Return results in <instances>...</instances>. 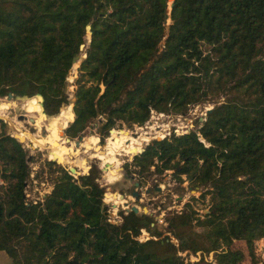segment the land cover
I'll list each match as a JSON object with an SVG mask.
<instances>
[{
  "label": "trees",
  "instance_id": "trees-1",
  "mask_svg": "<svg viewBox=\"0 0 264 264\" xmlns=\"http://www.w3.org/2000/svg\"><path fill=\"white\" fill-rule=\"evenodd\" d=\"M168 2L0 0V99L39 94L47 116L67 104L91 27L64 131L71 140L98 118L102 130L130 128L151 111L185 114L227 97L195 131L153 140L125 164L128 176L173 171L209 197L202 217L189 203L168 216L164 237L143 213L109 222L94 166L74 178L47 162L52 189L27 202V153L0 120V252L10 264H264L255 252L264 238V0H173L169 16ZM141 230L151 238L139 242Z\"/></svg>",
  "mask_w": 264,
  "mask_h": 264
},
{
  "label": "rangeland",
  "instance_id": "rangeland-1",
  "mask_svg": "<svg viewBox=\"0 0 264 264\" xmlns=\"http://www.w3.org/2000/svg\"><path fill=\"white\" fill-rule=\"evenodd\" d=\"M168 1L169 6L172 0ZM169 22L170 21L168 20L167 24H169ZM77 64L78 63H76L73 70L69 73V80L71 82L76 76L75 69ZM73 83L74 82L69 84L68 95L70 101L74 100L73 93L75 87L73 86ZM226 98V96H222L211 102L191 105L185 114L161 113L164 116H159V113L154 111V114L150 113V117L146 123L141 126L134 125L130 128L125 124H117L109 131L102 130L105 120L103 118H98L81 132L78 138L71 140L67 149V151L73 156L70 160L59 156L54 149L52 150L49 146H46L43 149L33 150L31 144L25 139L22 146L27 153V163L30 173L24 191L26 201L30 203L42 202L44 195L51 191L52 185L48 176L49 171L46 166L47 162L55 161L58 166L67 170L74 178L87 173L90 168L94 166L101 173L98 181L101 187H104L105 189L104 194L109 192L112 194L115 193L117 196L123 195L124 199L128 201L129 207H137L139 209V214L143 213L154 219L158 231L163 234L162 237L170 235L165 232L167 228L166 219L168 216L180 214L184 209L185 204L189 203L202 217V215L205 214V211H208L209 209V197H206L204 200L198 199L203 189H190L188 185L189 182L186 178L182 177L181 182L177 181L173 177V171H166L163 174H157L154 173V168H151L148 172L141 174L136 173L128 176L125 164L131 165L133 157L138 154L139 151L144 149L146 145L150 144L153 140L160 141L161 139L159 138L163 135H165V138H169L174 130L182 131L183 129L188 132L195 131L198 127V123H201L199 119L205 118L204 114L206 110L223 103ZM30 99L17 98L15 96H13L10 101L6 100V98L0 99V108L5 104H16V107H12L4 113V116H0V120L6 125V133L13 137L17 135L13 128V126H16L21 132L28 133L35 138H38L47 136L48 132L53 129H58L61 138H68L65 135V132L63 134V130L64 128H67L68 123L73 119V105L69 102L65 105V107H67L65 112L61 113L63 105L58 110L56 116H47L44 113V110H42L41 99L36 103L35 107L25 108L23 104ZM69 108H71L70 115L68 114ZM39 122L41 123V126ZM155 127H159V130L151 129ZM123 130L129 132L128 137L130 138L141 139L142 136L140 137V135L145 133H149L152 137L148 142L141 143V149L130 150L128 151V154H125L123 153L125 152L124 149L131 147L129 140H125L124 144L120 147H114L119 138H126L125 135L118 133ZM157 132L161 133L158 137ZM154 137L155 139H153ZM51 138V136H47V140H51ZM76 142H79V146L76 145ZM107 145H110L115 156L112 157L111 155L103 154L102 149ZM80 162L82 164L81 167L79 166ZM103 164L108 166V175ZM73 166L77 168H73ZM129 170L133 171L134 169L129 167ZM104 179H106L108 183H106ZM130 192H135L138 195L137 201ZM113 198H115V196H113ZM191 198H195L196 200L193 201ZM122 201L120 199H115L110 203H106L105 197H103L102 202L107 208L108 218L112 222L121 221L119 212L126 213L124 207L113 206L115 205L114 202L120 203ZM148 238L150 239L151 236L145 230H143V232L141 231L138 236V239L141 241H145ZM170 238L172 243L177 246V241L171 236ZM255 252L260 259H264V238L256 242ZM179 255L184 257L187 262H198L201 257L200 254L187 257L186 253H179ZM212 259L213 257L210 254L207 260L212 261ZM10 263V258L4 252H0V264Z\"/></svg>",
  "mask_w": 264,
  "mask_h": 264
},
{
  "label": "bare ground",
  "instance_id": "bare-ground-1",
  "mask_svg": "<svg viewBox=\"0 0 264 264\" xmlns=\"http://www.w3.org/2000/svg\"><path fill=\"white\" fill-rule=\"evenodd\" d=\"M80 55L77 56V58H79ZM39 98H32L30 100H28L26 103L23 104V106L25 108H33L35 107L36 103L38 101H40V99L38 100ZM74 100L70 101L71 105L73 103ZM12 107H16V104H5L4 106H2L0 108V116H4V113H6L7 110H10ZM23 107V108H24ZM65 108V107H64ZM63 108V109H64ZM62 110V109H61ZM60 110V111H61ZM70 112H71V108L68 109V114L70 115ZM62 113V111H61ZM64 116V115H63ZM65 117V116H64ZM154 121V120H153ZM153 123V122H152ZM40 126H41V123L39 122ZM164 124V123H163ZM154 126V125H153ZM14 130L16 131L17 133V137L18 139L21 141V142H24L25 139L28 140V142L31 144L32 146V149L35 150V149H43L45 148L46 146H49L50 148H52V150L54 149V151L61 157H65L67 159H71L73 156L71 155V153H69L67 151L68 147H69V143L70 142H67L65 139L61 138L60 135H59V131L58 129H53L51 131L48 132V135L47 136H51V140H47V136H43V137H38V138H35L34 136L28 134V133H23L19 130L18 127L16 126H13ZM150 128V127H149ZM159 127H155V128H151L152 130H157ZM165 129V128H163ZM159 130V129H158ZM166 132V131H165ZM119 134L121 135H125L126 138L124 137H121L117 140V143L114 145V147H120L121 145L124 144L125 140H129V143L131 144L129 148H125L123 153L125 154H128L129 152L128 151H132V150H138V149H141V143L144 142H148L150 140V138L152 137L149 133H145L143 135H140L141 139H135V138H130L128 137L129 136V132L128 131H119L118 132ZM19 134V135H18ZM157 137L159 135H161L160 132H157ZM155 138V137H154ZM162 137H160L159 139H161ZM104 147V146H103ZM97 148H100V147H97ZM96 148V149H97ZM53 151V152H54ZM102 152L103 154H106V155H111L112 157L115 156V153L113 152L112 148H110V145H107L105 148L102 149ZM140 152V151H139ZM95 157V156H93ZM75 158V157H74ZM63 160V159H62ZM81 162L79 163V166L81 167ZM85 172V171H84ZM112 202V201H111ZM106 203H110V202H106Z\"/></svg>",
  "mask_w": 264,
  "mask_h": 264
},
{
  "label": "water",
  "instance_id": "water-1",
  "mask_svg": "<svg viewBox=\"0 0 264 264\" xmlns=\"http://www.w3.org/2000/svg\"><path fill=\"white\" fill-rule=\"evenodd\" d=\"M172 1H173V0H172ZM171 9H172V2H171V3L169 4V6H168V16H169V14H170ZM90 29H91V27H90L89 25L86 26V28H85L87 34H86V36H85L84 39H83V43L80 45V54H79L80 57L77 58V56H78V55H77V56L73 59V65L75 66L76 63H78V64H77V67H76V69H75V70H76V76L73 78V81H72V82H75V80L77 79V76H78L79 73H80L79 63L82 62V60H84V59L86 58L85 50H86V48H87V45L90 43V36H89ZM72 82L69 80V77H68V79H67V83H68V84H71ZM66 92L69 93V86H68ZM12 97H13V94L9 93L5 98H6V100L10 101V100L12 99ZM34 98H39V99H41V107H42V110H43V106H42L43 98H42V96L39 95V94H37V95H35ZM69 102H70V98L68 99L67 103H69ZM74 103H75V100L73 101L72 105H74ZM220 104H221V103H220ZM220 104H219V105H220ZM65 105H66V104H65ZM65 105L63 106V108L65 107ZM213 109H214V107H211V108L207 109L206 112H205V114H204V117H206V115L210 114V113L213 111ZM199 120H200V122H204V121H205V118H200ZM73 121H74V115H73V119H72V121H71L70 123H72ZM70 123H69V124H70ZM65 129H66V128H64V130H65ZM64 130H63V134H64ZM12 137H13V136H12ZM13 138L16 139L20 144L23 143V142H21V141L18 139L17 135H15ZM65 140H66L67 142H71V139H69V138H65ZM24 142H25V141H24ZM76 145L79 146V142H76ZM146 146H148V144H147ZM142 151H143V149H142L140 152H142ZM140 152H138V153H140ZM27 161H28V160H27ZM158 189H159V188H158ZM113 196L117 197V194L113 193ZM132 196L135 198L136 201L138 200V195H137L135 192L132 193ZM104 197H106V194H104ZM118 197H119V199H120L121 201H122V200L125 201L124 204L122 205V207L125 208L126 213H129V212H133V213H135V214H138V213H139V209H138L137 207H134V206L129 207L128 201H126V200L124 199V196H123V195H118ZM103 205H104V204H103ZM114 207H117V206L114 205ZM206 213H208V211H205V214H206Z\"/></svg>",
  "mask_w": 264,
  "mask_h": 264
},
{
  "label": "built area",
  "instance_id": "built-area-1",
  "mask_svg": "<svg viewBox=\"0 0 264 264\" xmlns=\"http://www.w3.org/2000/svg\"><path fill=\"white\" fill-rule=\"evenodd\" d=\"M151 114H154L155 112L154 111H151L150 112ZM159 116H164L163 114H161V113H159L158 114ZM181 130V129H180ZM186 133H189L188 131H184L183 129H182V131H178V130H174V132H173V134L174 135H176V136H178V135H183V134H186ZM153 139H155V138H153ZM163 139H165V135H163L162 136V138H161V140H163ZM201 142L202 143H204L202 140H201ZM36 203V202H35ZM109 222H111L112 224H120L121 222H122V220L121 221H117V222H115V221H111V220H109ZM142 232H143V230H141ZM140 231V232H141ZM149 239V238H148ZM148 239H146V240H148ZM137 240L139 241V242H143V241H141L140 239H138L137 238Z\"/></svg>",
  "mask_w": 264,
  "mask_h": 264
}]
</instances>
